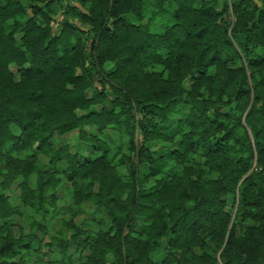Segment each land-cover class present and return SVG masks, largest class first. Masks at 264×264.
<instances>
[{
	"label": "trees",
	"instance_id": "1",
	"mask_svg": "<svg viewBox=\"0 0 264 264\" xmlns=\"http://www.w3.org/2000/svg\"><path fill=\"white\" fill-rule=\"evenodd\" d=\"M0 264H264V0H0Z\"/></svg>",
	"mask_w": 264,
	"mask_h": 264
},
{
	"label": "rangeland",
	"instance_id": "2",
	"mask_svg": "<svg viewBox=\"0 0 264 264\" xmlns=\"http://www.w3.org/2000/svg\"><path fill=\"white\" fill-rule=\"evenodd\" d=\"M82 148H84V147H82ZM83 218H84L83 214H80L78 219H83ZM87 219H88V218H86V219L84 220V222L86 223V225H89V226H91L92 228H95V226H96V227L98 226V224H96V223H95L94 221H92L91 219H90L89 221H87Z\"/></svg>",
	"mask_w": 264,
	"mask_h": 264
}]
</instances>
